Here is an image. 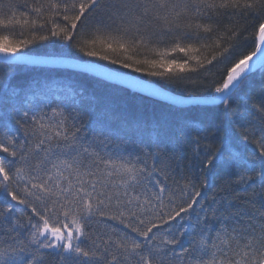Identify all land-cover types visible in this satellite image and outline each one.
Returning <instances> with one entry per match:
<instances>
[{
    "label": "snow or ice",
    "instance_id": "6c2138e0",
    "mask_svg": "<svg viewBox=\"0 0 264 264\" xmlns=\"http://www.w3.org/2000/svg\"><path fill=\"white\" fill-rule=\"evenodd\" d=\"M44 41L59 51H24ZM73 48L94 58L76 75L151 96L163 93L95 61L185 88L231 63L204 80L206 94L168 98L215 106L210 120L131 118L52 70L23 85L8 72L0 264H264V87L239 94L264 73V0H0L6 64L68 63ZM209 48L211 58L190 55Z\"/></svg>",
    "mask_w": 264,
    "mask_h": 264
},
{
    "label": "trees",
    "instance_id": "16d2710c",
    "mask_svg": "<svg viewBox=\"0 0 264 264\" xmlns=\"http://www.w3.org/2000/svg\"><path fill=\"white\" fill-rule=\"evenodd\" d=\"M25 36H28V29H25ZM16 36H19V29H17ZM59 43V42H56ZM255 38L251 35V31L249 32L248 38L244 41V47L241 51L245 53H249L254 49L255 46ZM198 47V46H197ZM59 51V48L53 49L50 46V42H37L33 45H29L28 48L24 49L25 52H29L32 55H43L46 52L50 51ZM71 51L74 53L73 56L69 58L80 57L79 60H90L94 58L83 57L81 53L76 52L73 48ZM147 55H151V53H146ZM178 58H183V54H176ZM190 55L199 56L202 60L205 57L211 58L212 49H201L199 52L191 53ZM104 65L112 67L117 70L125 71L128 73L135 74L140 76L144 79L153 81L158 85L162 86L163 88L174 92L178 95L184 97H191L190 93L195 92L197 95L206 94L207 90L200 85L204 82L205 79L207 80H219L222 75L224 69L231 63L224 64L217 68H211V73L207 74L206 76H202L200 81L197 84L192 85L190 88H185L183 86L177 87L175 85L167 84L164 80H161L157 77H148L143 73H133L129 69H122L115 65H108L106 62H100ZM206 64V60L204 61ZM190 67H195V61H190ZM47 70H52L51 74L60 80H75L82 84L84 87L89 89L96 97L100 100V107L104 106L105 103L112 104L117 110H122L127 113V115L131 118L142 119L146 121H152L162 118H167L168 120L175 121L180 119L181 117L191 118L193 120L196 119H211L214 115L217 114L218 110L215 109L213 105H194L187 108H180L173 105H169L160 101H156L154 99H150L146 96L140 95L136 92L130 91L125 89L121 86L114 85L103 80H100L90 74H82L76 75L77 71H72L68 69H57V68H47V67H31L26 65H13V64H6L0 62V81L3 80L4 76L8 72H14L15 74V81L21 85L27 83L35 76L40 75H48L49 72ZM187 75H197V73H187ZM251 75L250 83L240 88L239 94L249 93L253 96H256L260 93L262 87H264V73H262L259 69ZM123 89V90H120ZM234 108L236 110L242 111L244 105H242L238 99H234L233 101ZM255 119V118H253ZM184 164H187V158H185ZM203 194V193H202ZM211 193H209L210 195ZM22 207V206H21ZM103 228V226H100ZM52 264H56L55 260L52 259Z\"/></svg>",
    "mask_w": 264,
    "mask_h": 264
},
{
    "label": "water",
    "instance_id": "95a60500",
    "mask_svg": "<svg viewBox=\"0 0 264 264\" xmlns=\"http://www.w3.org/2000/svg\"><path fill=\"white\" fill-rule=\"evenodd\" d=\"M5 59L6 58L4 56H0V62L5 63ZM60 59L67 60L69 62L68 63H47V64H40V65H26V66L47 67V68H57V69H68V70H72V71L81 72V69H79L77 67H73V65L83 63L84 62L83 60H79V59H75V58H69V57H63V58H60ZM254 61H257V58L254 57ZM95 62L99 63L97 61H95ZM7 64L18 65L16 62H12V61H9ZM99 64L101 66L108 67L111 70H117V69H114V68L109 67L107 65H104L102 63H99ZM257 70H255V71H257ZM118 71L123 76H127V77H130V78H133V79H140V80H143L146 83L152 84L153 87L159 88L161 90V92L163 93V95L151 96L149 93L143 92V91H141L139 89H130V88H127L124 85H120L118 81H107V80H104L103 77L98 76L96 73H86V74H90V75H92V76H94V77H96V78H98L100 80H103L105 82L121 86V87H123L125 89H128L130 91L136 92V93H138L140 95H143V96H146V97H148L150 99H154L156 101H160V102H163V103H166V104H169V105H173V106L180 107V108H187V107H190V106H194V104H191V103L177 104V103H174L172 100L168 99L169 97H176L177 99H182V100L188 101V100L191 99V97H184V96L178 95V94H176L174 92H171V91L163 88L162 86L158 85L157 83H155L153 81L144 79V78H142L140 76H137L135 74L128 73V72L121 71V70H118ZM255 71H253V72H255Z\"/></svg>",
    "mask_w": 264,
    "mask_h": 264
}]
</instances>
